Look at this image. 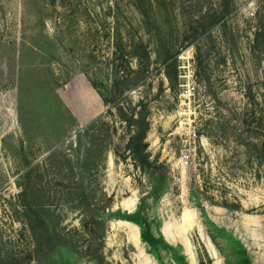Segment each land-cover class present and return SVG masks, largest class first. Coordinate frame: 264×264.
I'll list each match as a JSON object with an SVG mask.
<instances>
[{"label": "rangeland", "instance_id": "1", "mask_svg": "<svg viewBox=\"0 0 264 264\" xmlns=\"http://www.w3.org/2000/svg\"><path fill=\"white\" fill-rule=\"evenodd\" d=\"M0 264H264V0H0Z\"/></svg>", "mask_w": 264, "mask_h": 264}]
</instances>
